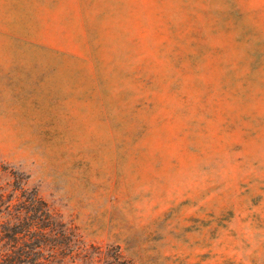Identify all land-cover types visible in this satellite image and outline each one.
Instances as JSON below:
<instances>
[{
	"label": "rangeland",
	"instance_id": "1",
	"mask_svg": "<svg viewBox=\"0 0 264 264\" xmlns=\"http://www.w3.org/2000/svg\"><path fill=\"white\" fill-rule=\"evenodd\" d=\"M40 243L264 264V0H0V252Z\"/></svg>",
	"mask_w": 264,
	"mask_h": 264
},
{
	"label": "trees",
	"instance_id": "2",
	"mask_svg": "<svg viewBox=\"0 0 264 264\" xmlns=\"http://www.w3.org/2000/svg\"><path fill=\"white\" fill-rule=\"evenodd\" d=\"M52 231V229H51ZM43 244V246H41ZM17 245H14V247L11 248H7L6 251L4 250L3 252H0V264H27V262H25L26 258L29 257L28 255V250L26 247L24 246H20V247H16ZM35 249H32L33 253H35L37 256L42 254L43 256L46 254L45 252H43V249L45 251H47L48 253V258H46V260L48 261H44V262H36L32 261L31 264H60L58 260H56V255L59 254V250L61 249V253H63V255H66L67 253H70L73 251V248L71 247V245H66L64 247H49L48 243H40L38 245H35ZM39 247V249H38ZM58 252H57V250ZM43 252V253H42ZM120 257L117 256L116 259H119ZM124 264H128V263H124Z\"/></svg>",
	"mask_w": 264,
	"mask_h": 264
}]
</instances>
